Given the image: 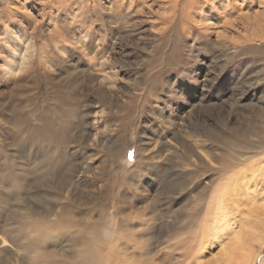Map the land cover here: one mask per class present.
Listing matches in <instances>:
<instances>
[{"label": "rangeland", "instance_id": "1", "mask_svg": "<svg viewBox=\"0 0 264 264\" xmlns=\"http://www.w3.org/2000/svg\"><path fill=\"white\" fill-rule=\"evenodd\" d=\"M0 264H264V0H0Z\"/></svg>", "mask_w": 264, "mask_h": 264}, {"label": "bare ground", "instance_id": "2", "mask_svg": "<svg viewBox=\"0 0 264 264\" xmlns=\"http://www.w3.org/2000/svg\"><path fill=\"white\" fill-rule=\"evenodd\" d=\"M201 10V9H200ZM219 137V136H218ZM222 137V136H221ZM220 138V137H219ZM222 139V138H221ZM220 139V140H221ZM224 140H225V138H224ZM224 140H222V141H224ZM197 141H199V140H197ZM226 141H227V139H226ZM220 142V141H219ZM204 143V142H203ZM202 143V144H203ZM225 143V142H224ZM46 162L47 163H49V165H50V163H52V158H50V157H48L47 159H46ZM193 165H195L194 163H193ZM51 166V165H50ZM7 168H8V174L9 175H11L12 177H15L14 176V173H13V170H12V168L10 167V165L7 163V166H6ZM6 168V169H7ZM15 172V171H14ZM51 172V169L47 172V173H50ZM230 181H232L231 179H229L228 180V182H230ZM197 188H199V187H197ZM227 189H228V186H226L225 188H224V191H223V194H225L226 193V191H227ZM193 210V212H195V210L194 209H192ZM221 215H222V213L219 215V217H221ZM242 252V251H241Z\"/></svg>", "mask_w": 264, "mask_h": 264}]
</instances>
